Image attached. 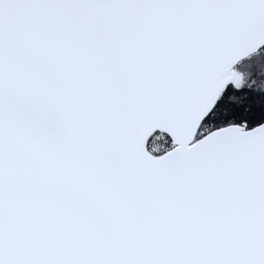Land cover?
Instances as JSON below:
<instances>
[{"label":"snow or ice","instance_id":"1","mask_svg":"<svg viewBox=\"0 0 264 264\" xmlns=\"http://www.w3.org/2000/svg\"><path fill=\"white\" fill-rule=\"evenodd\" d=\"M0 264H264V0H0Z\"/></svg>","mask_w":264,"mask_h":264}]
</instances>
